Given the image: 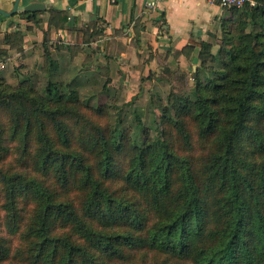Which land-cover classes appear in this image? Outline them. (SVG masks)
Listing matches in <instances>:
<instances>
[{
    "label": "trees",
    "instance_id": "1",
    "mask_svg": "<svg viewBox=\"0 0 264 264\" xmlns=\"http://www.w3.org/2000/svg\"><path fill=\"white\" fill-rule=\"evenodd\" d=\"M243 9L245 19L223 29L217 77L202 82L195 73L191 96L174 99L154 138L135 116L146 135L140 144L91 121L75 91L61 95L49 81L40 97L0 80L10 138L30 156L28 171L0 167V228L19 239L11 254L0 235V264L11 255L28 264H131L147 252L165 255L163 264H264V0ZM27 19L36 22V14ZM9 38L22 44L19 32L2 44ZM198 45L201 59H216L210 44ZM168 129L187 151L192 131L211 144L201 177ZM4 133L0 124V158ZM71 186L83 194L78 205L64 194ZM22 200L34 203L28 215Z\"/></svg>",
    "mask_w": 264,
    "mask_h": 264
},
{
    "label": "crops",
    "instance_id": "2",
    "mask_svg": "<svg viewBox=\"0 0 264 264\" xmlns=\"http://www.w3.org/2000/svg\"><path fill=\"white\" fill-rule=\"evenodd\" d=\"M15 1L0 0V10L11 12ZM152 2L156 5L149 8ZM32 3L43 9L25 12ZM30 14H36V22L27 19ZM244 19V9L231 11L208 0H19L14 15L0 14V37L22 32L27 51L46 35L59 70L76 69L82 79L90 68L107 67L109 89H116L138 84L161 59H170V49L197 52L198 44L207 43L215 51L223 29Z\"/></svg>",
    "mask_w": 264,
    "mask_h": 264
},
{
    "label": "rangeland",
    "instance_id": "3",
    "mask_svg": "<svg viewBox=\"0 0 264 264\" xmlns=\"http://www.w3.org/2000/svg\"><path fill=\"white\" fill-rule=\"evenodd\" d=\"M19 33L22 36L21 45H19L18 40L13 41V39L9 38L10 46H7V49L0 48V80L13 89L21 87L29 88L40 97L46 96V88L49 81L57 84L58 92L61 95L66 96L70 92L75 91L83 107L82 113L91 121L104 128L109 127L111 130L117 129L120 133H126L129 139L134 140L135 144H140L146 137L137 124V119H140L141 123H143L144 131H147L149 136L154 138L157 134V126L164 124L162 113L165 111L167 113L174 112V99L191 96L196 84L195 73H198L199 79L204 82L207 79L217 77L222 69V62L218 57L219 53H221L220 44L218 49L211 52V55L216 58L213 61L208 56H205V59H201L199 51L192 52V50L187 49L181 55L178 52L174 53L170 49L167 52L170 55V59H161V63L158 62L155 71H150L148 76L141 78L138 84L130 82L127 86L121 84L116 89H109V69L107 67L97 65V68H90L92 72L90 74L85 72L87 76L82 77V79L76 74L79 73L76 69L59 70L57 65V68L53 69L54 67L49 65L44 56L43 42L45 37L43 36L40 45L33 43L30 49L25 51L24 39L26 38L22 32ZM2 38L3 36L0 37V44L3 42ZM45 40L47 43V38ZM38 45L40 48H38ZM151 54L153 53L151 52ZM180 57H184L187 62L182 63L178 61ZM27 58H30V60L26 61ZM97 109H102L104 115L98 116ZM135 116H137V119ZM0 124L5 130L4 146L7 149L0 158L3 161L0 167L3 169H17L16 167H19L28 171L30 156L23 155L22 147L20 149L17 144L19 141H13L10 138L9 128L11 121L9 115L1 110ZM189 125V129L192 130V124ZM167 136L179 152L189 157L195 173L201 177L207 156L211 151V144L199 140L196 132L192 131L191 147L187 151L172 130H167ZM33 150L34 148L30 149L29 155L32 154ZM127 157V155L119 157L120 169L125 167ZM257 162H261V159L259 158ZM110 186L113 189H121L122 183L120 181H112L110 182ZM64 194L76 205L80 204L83 196L73 186L64 191ZM19 205L28 211L27 215L34 208L33 202L25 200H22ZM142 208L145 209L147 207L143 205ZM153 221V215L149 214L148 222L152 223ZM3 222V212L0 211V223ZM0 235L7 241L11 254H13L19 247L18 236L8 234L7 229L2 226L0 228ZM165 260V255L147 252L145 256L138 254L131 264H163ZM2 264L28 263L17 261L11 255ZM166 264L190 263L176 259H167Z\"/></svg>",
    "mask_w": 264,
    "mask_h": 264
},
{
    "label": "built area",
    "instance_id": "4",
    "mask_svg": "<svg viewBox=\"0 0 264 264\" xmlns=\"http://www.w3.org/2000/svg\"><path fill=\"white\" fill-rule=\"evenodd\" d=\"M209 2L216 4L224 9H243L246 5L249 7H254L256 5V0H208ZM155 3H150L149 8H154Z\"/></svg>",
    "mask_w": 264,
    "mask_h": 264
},
{
    "label": "water",
    "instance_id": "5",
    "mask_svg": "<svg viewBox=\"0 0 264 264\" xmlns=\"http://www.w3.org/2000/svg\"><path fill=\"white\" fill-rule=\"evenodd\" d=\"M18 4H19V0H16L11 12L6 13V12H3L2 10H0V14L5 16V17H10V16L14 15L17 12ZM41 9H43V5L42 4L32 3V4H29L28 6H26L24 8V11L27 12V13H35V12H38L39 10H41Z\"/></svg>",
    "mask_w": 264,
    "mask_h": 264
}]
</instances>
